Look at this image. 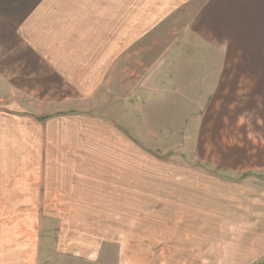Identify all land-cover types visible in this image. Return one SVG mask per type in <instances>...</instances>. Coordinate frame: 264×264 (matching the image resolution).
I'll return each mask as SVG.
<instances>
[{
	"label": "rangeland",
	"instance_id": "obj_1",
	"mask_svg": "<svg viewBox=\"0 0 264 264\" xmlns=\"http://www.w3.org/2000/svg\"><path fill=\"white\" fill-rule=\"evenodd\" d=\"M189 10L80 29V68L75 28L15 30L32 61L0 75V264H264V61L185 40ZM75 167L82 204L58 179Z\"/></svg>",
	"mask_w": 264,
	"mask_h": 264
},
{
	"label": "crops",
	"instance_id": "obj_2",
	"mask_svg": "<svg viewBox=\"0 0 264 264\" xmlns=\"http://www.w3.org/2000/svg\"><path fill=\"white\" fill-rule=\"evenodd\" d=\"M185 3L190 4L185 40L191 35L201 46H220V60L264 61V0H185ZM70 4L75 5V21L49 16L61 13ZM173 6L176 0H0V75L15 76L16 70L22 74L21 71L31 65V39L24 31L19 32L17 38L16 29L39 27L46 22L56 27L75 28V68H80L77 54L80 29L109 30L105 37L111 36L112 28L153 29L161 25L162 10ZM132 14L135 21H131ZM65 22H74L75 26ZM127 37L126 34V42ZM236 50H246V53H236ZM230 54L243 56H228ZM1 69L6 72L1 73ZM249 69L255 71L249 73L250 76H264V65L253 63ZM76 137L75 133V147L80 145ZM58 179L63 183L75 182V186L60 185L62 189L75 188V204L85 203L81 199L90 196L93 186L89 183L88 170L75 167L71 176Z\"/></svg>",
	"mask_w": 264,
	"mask_h": 264
}]
</instances>
